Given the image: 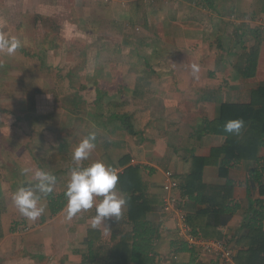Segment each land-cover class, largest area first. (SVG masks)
Listing matches in <instances>:
<instances>
[{
  "label": "crops",
  "instance_id": "obj_1",
  "mask_svg": "<svg viewBox=\"0 0 264 264\" xmlns=\"http://www.w3.org/2000/svg\"><path fill=\"white\" fill-rule=\"evenodd\" d=\"M196 1L0 0V33L22 45L0 54V110L7 113L0 114V264H116L112 249L132 229L127 206L109 230L94 229L95 207L68 220L67 200L51 214L47 199L65 193L76 166L72 149L92 132L96 148L81 167L102 161L119 175L138 166L157 198L146 217L157 228L150 264H226L178 235L173 213L162 209V184L165 171L179 176L191 157L223 144L224 136L205 130L223 103H246L264 83V0ZM253 51L256 69L245 77ZM263 164L261 147L257 160L232 165L224 177L218 166L203 169V182L221 186L235 207L230 216L209 217L219 238H202L222 240L232 256L250 227L249 197L264 204L249 177ZM23 168L56 177L53 192L40 194L44 212L35 221L12 200L36 183ZM172 194L184 215L197 209L177 189Z\"/></svg>",
  "mask_w": 264,
  "mask_h": 264
},
{
  "label": "trees",
  "instance_id": "obj_2",
  "mask_svg": "<svg viewBox=\"0 0 264 264\" xmlns=\"http://www.w3.org/2000/svg\"><path fill=\"white\" fill-rule=\"evenodd\" d=\"M257 53V48H256ZM256 53L253 51L245 77H250L256 69ZM243 120L244 127L237 135L224 131V125L229 120ZM207 134L225 137L223 144L211 149L207 157H191L188 168L174 177L178 181L179 198L192 200L197 209L185 214L188 229L199 237L219 238L216 227L209 222V217L230 216L235 204L219 185L203 182L205 166H218L219 175L224 177L232 165L242 160H257L259 148L264 147V83L252 89L246 103L225 102L221 106L220 117L207 122ZM129 157L124 156L120 165L127 164ZM264 164L255 167L249 177L259 188V195H264ZM119 189L127 197V220L132 225L129 232L120 235L111 252V258L116 264H150L149 256L152 241L157 234V228L147 221V213L156 204V196L145 190L138 166H125L118 175ZM51 214L59 212L66 201L64 193L47 197ZM257 202L259 208L253 207ZM250 227L248 231L236 240L238 250L233 256L235 264H264V229L262 218L264 204L260 199L249 197Z\"/></svg>",
  "mask_w": 264,
  "mask_h": 264
},
{
  "label": "clouds",
  "instance_id": "obj_3",
  "mask_svg": "<svg viewBox=\"0 0 264 264\" xmlns=\"http://www.w3.org/2000/svg\"><path fill=\"white\" fill-rule=\"evenodd\" d=\"M21 41L15 36L0 33V54L12 56L21 47ZM191 72L195 77L200 71L198 64H191ZM244 127L243 120H229L224 125V131L239 135ZM96 134L89 133L72 149L71 158L76 165L70 174L64 193L67 203L64 211L66 218L71 220L82 210L95 207V215L91 218V227L101 225L109 230L108 221H118L127 204L126 195L117 188L118 174L114 168L96 161L87 167H81L82 162L88 160L96 148ZM33 175L35 184L20 187L13 193L12 200L19 213L30 221L37 220L44 208L40 205V194H51L56 185V177L40 168L34 171L29 168L21 169V174ZM102 198V199H101Z\"/></svg>",
  "mask_w": 264,
  "mask_h": 264
},
{
  "label": "built area",
  "instance_id": "obj_4",
  "mask_svg": "<svg viewBox=\"0 0 264 264\" xmlns=\"http://www.w3.org/2000/svg\"><path fill=\"white\" fill-rule=\"evenodd\" d=\"M177 186L178 181L174 178L173 173L171 171H165L162 189L166 196L164 197L162 209L164 212L173 213L177 222L178 235L183 237L190 246L199 243L202 247V252L205 254L217 256L226 264H233L232 252L227 249L222 240L204 239L195 235L188 229L185 215L182 210L176 206V199L172 194L173 191L177 189Z\"/></svg>",
  "mask_w": 264,
  "mask_h": 264
},
{
  "label": "rangeland",
  "instance_id": "obj_5",
  "mask_svg": "<svg viewBox=\"0 0 264 264\" xmlns=\"http://www.w3.org/2000/svg\"><path fill=\"white\" fill-rule=\"evenodd\" d=\"M194 1V0H193ZM204 2V1H203ZM196 4H200V2H199V0H197L196 1ZM132 26H134V25H132ZM132 29V28H131ZM22 66V65H21ZM15 68H20V64L19 63H16V66H15ZM7 73V72H6ZM0 86H4V85H2V84H0ZM1 89V88H0ZM3 94L2 93H0V96H2ZM7 114L4 110H0V114ZM1 116V115H0ZM2 116H4V115H2ZM0 178H1V175H0ZM1 214L2 213H0V218H1ZM7 217V216H6ZM9 218V217H8ZM10 219V218H9ZM14 223V221L13 222H11L10 223V226L12 225ZM12 227V226H11Z\"/></svg>",
  "mask_w": 264,
  "mask_h": 264
}]
</instances>
